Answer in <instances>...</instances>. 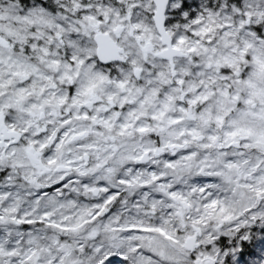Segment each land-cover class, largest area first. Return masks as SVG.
Here are the masks:
<instances>
[{
    "label": "snow or ice",
    "instance_id": "obj_1",
    "mask_svg": "<svg viewBox=\"0 0 264 264\" xmlns=\"http://www.w3.org/2000/svg\"><path fill=\"white\" fill-rule=\"evenodd\" d=\"M0 264H264V0H0Z\"/></svg>",
    "mask_w": 264,
    "mask_h": 264
}]
</instances>
